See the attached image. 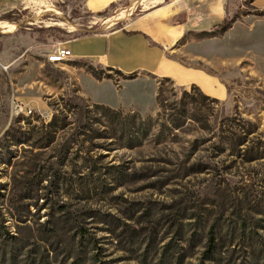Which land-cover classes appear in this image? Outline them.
<instances>
[{
    "label": "rangeland",
    "instance_id": "rangeland-1",
    "mask_svg": "<svg viewBox=\"0 0 264 264\" xmlns=\"http://www.w3.org/2000/svg\"><path fill=\"white\" fill-rule=\"evenodd\" d=\"M190 1L204 27L168 59L214 78L210 99L47 60L183 0H0V264H264V9Z\"/></svg>",
    "mask_w": 264,
    "mask_h": 264
},
{
    "label": "crops",
    "instance_id": "crops-1",
    "mask_svg": "<svg viewBox=\"0 0 264 264\" xmlns=\"http://www.w3.org/2000/svg\"><path fill=\"white\" fill-rule=\"evenodd\" d=\"M116 1L88 0L87 5L91 11H101ZM260 1L254 0L253 5L263 10L264 6L258 5ZM190 4V0H183L180 8L167 5L130 21L122 30L71 40L63 47L71 51V59L92 60L124 75L149 73L170 78L179 85H195L206 95L222 94L214 78L168 59V48L187 32L204 27L205 20L190 11Z\"/></svg>",
    "mask_w": 264,
    "mask_h": 264
},
{
    "label": "trees",
    "instance_id": "trees-1",
    "mask_svg": "<svg viewBox=\"0 0 264 264\" xmlns=\"http://www.w3.org/2000/svg\"><path fill=\"white\" fill-rule=\"evenodd\" d=\"M254 2V0H250L248 3H253ZM254 11H256L255 9H254ZM230 28V25L229 24H227V23H225V24H223L222 26H221V30L222 31H226L227 29H229ZM112 69V68H111ZM116 71H118V70H116ZM119 72V71H118ZM121 73V72H120ZM124 75V74H123ZM134 75H136V74H133V75H127V76H134ZM167 81L169 80V79H166ZM192 88L193 89H196L197 91H199V93L201 94V96L202 97H204L205 99H210L209 97H207V96H205L202 92H201V90L198 88V87H196V86H192ZM93 108H95L96 110H98V111H100L101 112V114L104 116V117H106V118H108V119H110V121L112 122V123H115L116 122V120H119L120 118H121V116H122V114L119 112V111H116V110H114V109H112V108H110V107H107V106H104V105H99V104H96V105H94L93 106ZM211 248L212 247H214V245H209ZM209 253H211V251H209Z\"/></svg>",
    "mask_w": 264,
    "mask_h": 264
},
{
    "label": "built area",
    "instance_id": "built-area-1",
    "mask_svg": "<svg viewBox=\"0 0 264 264\" xmlns=\"http://www.w3.org/2000/svg\"><path fill=\"white\" fill-rule=\"evenodd\" d=\"M67 58H72L71 51L65 47H58L54 52L47 55V60L51 64H63L67 61ZM22 111V107H17Z\"/></svg>",
    "mask_w": 264,
    "mask_h": 264
},
{
    "label": "bare ground",
    "instance_id": "bare-ground-1",
    "mask_svg": "<svg viewBox=\"0 0 264 264\" xmlns=\"http://www.w3.org/2000/svg\"><path fill=\"white\" fill-rule=\"evenodd\" d=\"M151 1V0H150ZM154 2H161V0H154ZM123 14V13H122ZM3 27L6 29L5 32L12 34L15 32L16 27L15 25H10V24H5ZM71 58H67V61L70 60Z\"/></svg>",
    "mask_w": 264,
    "mask_h": 264
}]
</instances>
